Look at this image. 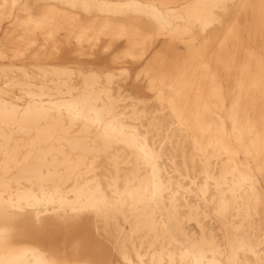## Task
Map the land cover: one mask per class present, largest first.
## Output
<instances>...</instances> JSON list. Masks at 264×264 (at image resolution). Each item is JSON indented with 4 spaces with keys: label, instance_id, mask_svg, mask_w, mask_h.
<instances>
[{
    "label": "bare ground",
    "instance_id": "obj_1",
    "mask_svg": "<svg viewBox=\"0 0 264 264\" xmlns=\"http://www.w3.org/2000/svg\"><path fill=\"white\" fill-rule=\"evenodd\" d=\"M0 264H264V0H0Z\"/></svg>",
    "mask_w": 264,
    "mask_h": 264
},
{
    "label": "rangeland",
    "instance_id": "obj_2",
    "mask_svg": "<svg viewBox=\"0 0 264 264\" xmlns=\"http://www.w3.org/2000/svg\"><path fill=\"white\" fill-rule=\"evenodd\" d=\"M178 53H180V54L185 53L184 46H182V45L179 46ZM137 71L138 70L132 71V75H135L137 73ZM134 78H135V76H133L132 81ZM129 85H132L131 87L134 88L136 90L137 94L139 96H141L142 98L152 100L153 94L151 92H149L142 84L130 82Z\"/></svg>",
    "mask_w": 264,
    "mask_h": 264
}]
</instances>
